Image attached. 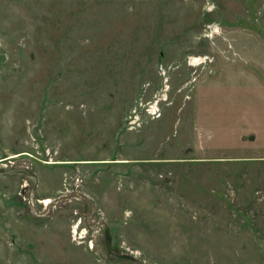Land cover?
I'll return each mask as SVG.
<instances>
[{
	"label": "rangeland",
	"instance_id": "1",
	"mask_svg": "<svg viewBox=\"0 0 264 264\" xmlns=\"http://www.w3.org/2000/svg\"><path fill=\"white\" fill-rule=\"evenodd\" d=\"M0 264H264V0H0Z\"/></svg>",
	"mask_w": 264,
	"mask_h": 264
},
{
	"label": "bare ground",
	"instance_id": "2",
	"mask_svg": "<svg viewBox=\"0 0 264 264\" xmlns=\"http://www.w3.org/2000/svg\"><path fill=\"white\" fill-rule=\"evenodd\" d=\"M191 58V57H190ZM198 60V58L196 59V61ZM195 61V60H194ZM199 62V61H198ZM202 62V61H201ZM200 63V62H199ZM153 113V112H152Z\"/></svg>",
	"mask_w": 264,
	"mask_h": 264
},
{
	"label": "built area",
	"instance_id": "3",
	"mask_svg": "<svg viewBox=\"0 0 264 264\" xmlns=\"http://www.w3.org/2000/svg\"><path fill=\"white\" fill-rule=\"evenodd\" d=\"M153 114V113H152Z\"/></svg>",
	"mask_w": 264,
	"mask_h": 264
}]
</instances>
